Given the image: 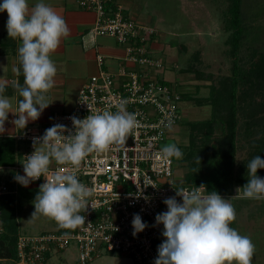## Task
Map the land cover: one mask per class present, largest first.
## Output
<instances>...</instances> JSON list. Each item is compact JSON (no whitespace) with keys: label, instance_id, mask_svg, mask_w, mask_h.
I'll list each match as a JSON object with an SVG mask.
<instances>
[{"label":"built area","instance_id":"built-area-1","mask_svg":"<svg viewBox=\"0 0 264 264\" xmlns=\"http://www.w3.org/2000/svg\"><path fill=\"white\" fill-rule=\"evenodd\" d=\"M74 1L93 13L92 25L81 36V45L93 44L96 37H110L123 49L121 61L116 71L110 72L102 67L103 55L96 52L97 71L78 88L72 108L52 112L42 124H29L14 132L11 136L19 144L18 158L15 164L5 167L21 175L25 156L34 151L33 138L41 137L55 124L72 130L71 116L82 119L97 111L115 112L114 105L121 100L126 102L128 112L136 114L140 126L125 147L113 146L107 152L91 153L81 162L78 178L93 190L86 212L80 213L85 215L86 223L74 230L18 232L12 261L43 264L45 254L74 245L77 264H87L102 252L129 256L135 264H154L158 246L164 240L163 225H156L155 216L167 211L164 199L176 196V190L195 187L183 178L176 179L175 163L161 153L167 131L181 120L180 94L155 76L162 66L150 53V35L155 33L150 25L129 18L122 5L113 0ZM169 120L172 125L166 128ZM61 167L71 166L55 162L50 165L52 171ZM42 183L43 177L30 184L39 187ZM10 192L6 180L1 178L0 195ZM176 199L181 201L179 196ZM134 214H139L148 225L135 236Z\"/></svg>","mask_w":264,"mask_h":264},{"label":"clouds","instance_id":"clouds-1","mask_svg":"<svg viewBox=\"0 0 264 264\" xmlns=\"http://www.w3.org/2000/svg\"><path fill=\"white\" fill-rule=\"evenodd\" d=\"M5 11L8 37L21 41L20 67L14 71L19 76L22 70L24 79L23 85L13 81L17 96L22 98L17 100L15 115L12 98L4 94L6 85L0 83V134L6 131L9 113L15 116L12 120L15 128L22 131L53 102L46 95L55 86L57 74V66L50 57L61 38L69 35L65 19L43 0H38L31 9L28 0H2L0 12ZM114 106L115 112L97 111L82 119L71 116L72 130L55 124L41 137L33 138L34 151L22 162L24 175L14 176L25 187L44 178L33 201L35 210L31 217L43 215L60 228L70 230L86 223L85 215L80 213L86 212L93 190L78 178L81 162L91 153L107 152L113 146L125 147L127 139L140 126L136 114L127 111L125 101ZM171 125L169 120L164 126ZM161 153L165 159L183 157L175 144L165 145ZM53 162L71 167L52 171ZM247 169L250 179L242 187V198L264 199V178L257 176V170L264 169V159L255 156ZM205 192L206 187L201 184L190 190H176L180 202L176 196L164 199L167 211L155 216L156 225H163L164 240L158 246L154 264H252L255 253L252 240L229 226L236 219L233 205L216 191L207 195ZM132 227L135 236L148 225L139 214H134Z\"/></svg>","mask_w":264,"mask_h":264},{"label":"rangeland","instance_id":"rangeland-1","mask_svg":"<svg viewBox=\"0 0 264 264\" xmlns=\"http://www.w3.org/2000/svg\"><path fill=\"white\" fill-rule=\"evenodd\" d=\"M119 2L124 6L129 18L146 23L155 30V39L150 43V53L159 60L162 66L161 72L155 73V76L167 81L179 94L195 96H191L190 99L184 97L179 101L181 120L169 129L164 141L165 145L186 144L188 130L184 121L201 120L209 116L210 109L205 102L208 93L207 86L216 85L217 80L221 76L228 75L230 71V59L225 42L228 31L224 29L223 24L227 0H119ZM240 9L245 25L240 47L241 55H245L249 47L264 52V0H241ZM1 24L2 27H6L5 22L1 21ZM190 63L194 68V73L185 71V67ZM84 74L86 80L92 75L89 72ZM23 79L22 76V80L19 81L21 85H23ZM82 79L84 77L77 76L68 81L60 91L53 94L48 92L46 95L49 102H53L42 112L41 116L48 119L53 111H65L66 108L62 109V107L73 101ZM195 87H197L196 92ZM16 97L17 100L22 99L17 96L16 92L9 96L12 98V103ZM194 99L204 102L196 103ZM13 106L15 109L13 112L17 114L16 104ZM238 121V131L241 133L242 119L239 114ZM42 123L37 119L29 121L27 125ZM219 131L216 125L215 136H219ZM236 141V159L239 160L245 157L248 147L241 135H237ZM180 161L182 164L177 161L174 167L176 179L183 178L184 154ZM13 176L15 174L9 168L5 167L0 170V179L13 180ZM38 191L39 187H34L33 184L25 187L18 183L15 189L13 194L14 216L18 232L38 234L42 231L55 230L58 227L53 219L43 215L37 214L36 217H31L35 210L33 201ZM221 197L229 199L235 209L236 219L229 226L241 235L250 237L255 245L252 264H264V199L242 198V191L237 186L234 187L232 195ZM239 208L240 212L237 214ZM106 257H111L112 263L118 264L114 258L118 257L117 254L105 252L87 264H109L111 261L104 260ZM126 257L128 259L126 264H135L129 256ZM0 264L14 263L11 259H0ZM43 264H77L74 245H69L60 251L52 250Z\"/></svg>","mask_w":264,"mask_h":264},{"label":"trees","instance_id":"trees-1","mask_svg":"<svg viewBox=\"0 0 264 264\" xmlns=\"http://www.w3.org/2000/svg\"><path fill=\"white\" fill-rule=\"evenodd\" d=\"M240 4L241 0H227L223 19L224 29L228 31L225 42L230 59L229 74L221 76L216 85L207 86L205 102L210 109L209 116L201 120L184 121L188 130L187 143L175 144L185 157L184 182L195 186L203 184L206 194L216 191L221 196H230L235 186L243 192V185L250 179L248 163L257 155L264 159V52L249 47L245 55H241L245 25ZM7 39L0 38V41L4 46H13V41ZM154 39L155 33H152L149 43ZM191 66V63L188 64L185 71L194 73ZM196 90L197 87L195 92ZM191 96L195 97L181 93L180 100L184 97L190 99ZM194 101L204 102L199 99ZM238 114L242 119L241 133L238 131ZM216 125L220 130L218 137L215 136ZM237 135L243 137L248 147L245 157L239 160L236 159ZM18 147L19 144L12 136H0V166L15 164ZM172 160L181 163V158L173 157ZM257 176L264 178V169H258ZM6 184L11 192L0 195V259L13 260L18 233L13 194L18 182L9 178L6 179ZM57 230L68 229L58 226ZM47 256L48 253L45 254L44 261Z\"/></svg>","mask_w":264,"mask_h":264},{"label":"crops","instance_id":"crops-1","mask_svg":"<svg viewBox=\"0 0 264 264\" xmlns=\"http://www.w3.org/2000/svg\"><path fill=\"white\" fill-rule=\"evenodd\" d=\"M37 2L38 0H28L29 8L31 9L34 7ZM43 2L50 5L58 14H60L65 19L69 28V35L61 38L59 47L50 57L57 66V74L54 77L55 86L49 91L50 94L60 91L68 81H71L77 76L84 77L81 81V84H83L86 81L84 73H96L97 65L94 60L96 52L103 55L102 67L104 69L110 72L116 71L123 56V49L120 45L116 44L112 38L100 36L95 38L93 44L89 43L86 46L81 45V36L84 35L92 25V12L80 8L74 0H43ZM114 2L121 4L119 0H114ZM0 3H2V0H0ZM122 7L124 11H126L123 5ZM7 18L6 11L0 12V22L2 21L6 23ZM0 38L1 40L8 38V41L11 40L14 43L13 46H4L0 41V83L6 85V91L4 94L9 97L11 94L15 93L13 92V81H20L23 76V74L17 76L14 71L19 65L18 48L21 45V41L18 38L13 39L8 37L7 29L6 27H2V24L0 25ZM151 45L153 46V44ZM11 48H13V51H10ZM81 84L77 88H79ZM74 98L71 103L63 106L62 109L66 108L65 111L70 110L73 106ZM13 104H16L17 106V97L16 100L13 101ZM13 109L14 106L12 112L15 110ZM13 114L9 113L8 120L5 122L6 131L3 134H0V136H11L17 131V128H15L12 123V120L15 119V114ZM39 120L44 122L47 119L40 116ZM174 163L176 164V162ZM4 167L5 166H0V169H3ZM239 212L240 208L236 213L238 214ZM114 258H116L118 264H126L128 260L126 259L127 257L118 256ZM104 260H110L111 262L109 264H113L111 257H106Z\"/></svg>","mask_w":264,"mask_h":264}]
</instances>
